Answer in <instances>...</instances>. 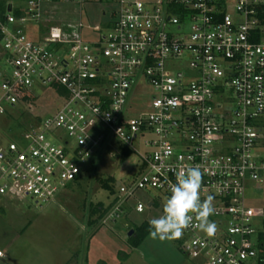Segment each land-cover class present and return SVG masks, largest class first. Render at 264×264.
Instances as JSON below:
<instances>
[{
    "label": "built area",
    "instance_id": "built-area-1",
    "mask_svg": "<svg viewBox=\"0 0 264 264\" xmlns=\"http://www.w3.org/2000/svg\"><path fill=\"white\" fill-rule=\"evenodd\" d=\"M47 1L0 7L8 65L0 114L31 104L23 97L39 85L59 99L0 145V205L19 196L54 200L102 153L131 152L139 142L137 178L117 181L104 223L143 212L139 190L157 191L147 206L155 207L179 172L199 165L217 231L208 236L194 220L177 239L181 248L204 264H264V206L249 204L264 189V0H111V19L94 26V39L82 37V20L44 23L33 39L28 24L42 23ZM143 84L152 98L132 114Z\"/></svg>",
    "mask_w": 264,
    "mask_h": 264
},
{
    "label": "rangeland",
    "instance_id": "rangeland-1",
    "mask_svg": "<svg viewBox=\"0 0 264 264\" xmlns=\"http://www.w3.org/2000/svg\"><path fill=\"white\" fill-rule=\"evenodd\" d=\"M10 1L16 6L27 4V0ZM113 8L111 0L47 1L42 4V23L28 24V34L41 39L46 30L44 23L75 26L82 20L81 35L89 41L97 36L94 26L111 19ZM3 55L0 43V71L8 66ZM41 86L35 87L38 98L34 103H22L0 114V145L7 147L29 128L36 116L59 102L53 90ZM152 95V88L143 84L133 96L132 114L144 109ZM134 147L124 160L116 151L102 153L95 160L96 168L85 174L81 182L69 184L54 200L42 205L24 196L6 199L0 209V250L6 256L0 264H87L90 257L93 264H204L201 259L189 257L177 239L161 241L148 234L140 246L130 245L136 226L162 215L165 199L157 201L153 208L147 207L153 197H158L154 189L136 193L137 200L146 205L143 212L126 210L114 221L104 223V217L94 211L100 202L108 205L114 198L102 188L98 177L113 176L124 184L137 178L141 168L139 152L145 148L139 142ZM259 197L249 204L264 206V189ZM132 229L134 232L129 235Z\"/></svg>",
    "mask_w": 264,
    "mask_h": 264
},
{
    "label": "clouds",
    "instance_id": "clouds-1",
    "mask_svg": "<svg viewBox=\"0 0 264 264\" xmlns=\"http://www.w3.org/2000/svg\"><path fill=\"white\" fill-rule=\"evenodd\" d=\"M203 173L199 165L189 166L176 175L170 185V195L165 198L162 215L149 221V235L153 239H179L184 231L198 221V227L208 236L217 231L213 198L202 199Z\"/></svg>",
    "mask_w": 264,
    "mask_h": 264
},
{
    "label": "trees",
    "instance_id": "trees-1",
    "mask_svg": "<svg viewBox=\"0 0 264 264\" xmlns=\"http://www.w3.org/2000/svg\"><path fill=\"white\" fill-rule=\"evenodd\" d=\"M5 5H6V0H0V7L2 10L5 9ZM55 89L59 92H64L63 88H61V86L56 85ZM38 97H35L33 95H24L23 99L25 101H28L30 103H34L37 100ZM39 116H36L33 121L35 120H39ZM122 159L124 160L126 157L129 156L130 151L126 150V149H122ZM96 168L95 163H91L90 166L88 167L87 171L85 174L90 173L91 171H93ZM85 174H82L78 177V179L75 181V183H79L81 182V180L84 178ZM98 181L100 183V185L102 186V188L106 189L109 191V193L115 198L116 195V184H117V180L115 177L113 176H109V177H98ZM108 204L106 205L105 203H99L98 205L95 206L94 211L95 212H99L100 216L104 217L106 215V213L109 211V209L112 207L114 199ZM149 229V223H142L141 225H138L135 227V236L130 237V245L133 247H138L141 245V243L144 241V239L147 237V235L149 234L148 232Z\"/></svg>",
    "mask_w": 264,
    "mask_h": 264
},
{
    "label": "crops",
    "instance_id": "crops-1",
    "mask_svg": "<svg viewBox=\"0 0 264 264\" xmlns=\"http://www.w3.org/2000/svg\"><path fill=\"white\" fill-rule=\"evenodd\" d=\"M6 1H10V0H6ZM15 6H16V5H15ZM19 6H21V5H19ZM3 205H4V204H1V205H0V209L3 208ZM0 259L3 260V261H5V258H1V257H0ZM92 262H93V261H92L91 257H90V261H89V258H88L87 264H93Z\"/></svg>",
    "mask_w": 264,
    "mask_h": 264
},
{
    "label": "water",
    "instance_id": "water-1",
    "mask_svg": "<svg viewBox=\"0 0 264 264\" xmlns=\"http://www.w3.org/2000/svg\"><path fill=\"white\" fill-rule=\"evenodd\" d=\"M133 232H134V230L132 229V230L130 231L129 235H132Z\"/></svg>",
    "mask_w": 264,
    "mask_h": 264
}]
</instances>
